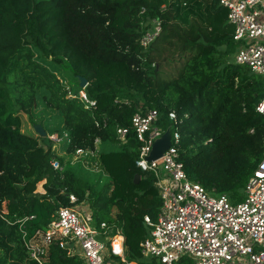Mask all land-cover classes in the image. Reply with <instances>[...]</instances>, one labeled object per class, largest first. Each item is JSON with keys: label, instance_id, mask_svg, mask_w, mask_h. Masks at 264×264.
I'll return each mask as SVG.
<instances>
[{"label": "trees", "instance_id": "obj_1", "mask_svg": "<svg viewBox=\"0 0 264 264\" xmlns=\"http://www.w3.org/2000/svg\"><path fill=\"white\" fill-rule=\"evenodd\" d=\"M154 19L162 30L144 49ZM233 35L219 0H0V264H38L26 240L46 230L59 207L84 202L102 238L122 231L128 261L158 264L141 246L150 235L145 216L156 220L162 205L156 178L136 164L135 132L127 143L117 138L119 126L148 109L160 112L166 129L169 112L182 120L180 155L192 180L242 201L264 153V116L256 110L264 77L230 59L239 47ZM79 77L88 80L90 109L68 98L62 84L78 92ZM24 114L47 136L25 131ZM65 132L70 153L100 139L97 161L107 182L83 176L82 161L56 156L49 135ZM45 264L83 260L55 239Z\"/></svg>", "mask_w": 264, "mask_h": 264}, {"label": "built area", "instance_id": "obj_2", "mask_svg": "<svg viewBox=\"0 0 264 264\" xmlns=\"http://www.w3.org/2000/svg\"><path fill=\"white\" fill-rule=\"evenodd\" d=\"M219 1L228 9V22L234 26L233 38L239 43L235 62L264 77V0ZM151 24L141 38L144 49L149 48L162 30L161 21L154 19ZM62 84L68 98H78L87 109L95 105L85 88L76 92L67 81L62 80ZM262 108L264 97L256 106L264 116ZM169 118L173 125L166 129L160 112L148 109L135 113L131 126L117 128L120 143H127L130 131L135 132L140 142L136 164L155 176L162 199L157 219L145 216L150 235L141 245L144 256L153 257L158 264H177L183 257L192 259L193 264H264V153L246 184L245 198L234 203L228 194L210 192L188 176L180 155L182 120L175 111L169 112ZM168 129L171 130L169 148L162 157L150 160L155 142ZM51 139L70 142L67 132L53 134ZM100 143L96 139L95 148H77L73 157L86 165L99 166ZM52 165L63 169L57 158L52 160ZM69 197L71 202H77L74 193ZM78 206L59 207L48 228L37 230L26 240L31 259L45 264L50 245L59 239L66 244L79 243L83 264H106L109 255L120 258L121 264H138L126 259L125 236L121 230L107 231L100 237V231L88 224ZM105 227L102 223L101 228Z\"/></svg>", "mask_w": 264, "mask_h": 264}, {"label": "rangeland", "instance_id": "obj_3", "mask_svg": "<svg viewBox=\"0 0 264 264\" xmlns=\"http://www.w3.org/2000/svg\"><path fill=\"white\" fill-rule=\"evenodd\" d=\"M235 56L232 55L230 57V59L234 60L235 61ZM44 108L43 105H41L39 108H38V111H37V114L40 115L42 113V109ZM53 113H55V111H53ZM24 121H25V126H24V130L25 131H28V132H36L35 131V128H34V125L33 123L30 121L29 117L27 114H24ZM53 127H57L59 126V122L55 120L54 124L52 125ZM37 133V132H36ZM53 134H57V133H52L50 134V138L53 137ZM66 145L64 144V142H60V141H54V146H53V150L56 154V156H60L61 158L64 159L65 162H70V163H73L75 165H77V162H79L80 160H75V158L73 157V153H70V152H67L66 150ZM111 147V146H110ZM113 147L117 148L118 145H113ZM99 149L101 150V146L99 145ZM83 170L81 172V174L83 176H89L93 179H98L99 177H101L100 179H102L103 182H107L108 181V177L106 174L103 173V170H100L101 169V166H98L96 165L95 163H93L92 165H86L84 164L83 165ZM245 197V196H244ZM84 205V204H83ZM82 205V206H83ZM87 219V222L88 224L93 227V228H96L98 230L99 229V223L97 222V218L94 217V216H91V217H87L85 216ZM115 260H117V263L118 264H121L119 262V259L118 258H114Z\"/></svg>", "mask_w": 264, "mask_h": 264}, {"label": "water", "instance_id": "obj_4", "mask_svg": "<svg viewBox=\"0 0 264 264\" xmlns=\"http://www.w3.org/2000/svg\"><path fill=\"white\" fill-rule=\"evenodd\" d=\"M79 79H80V87L85 88L88 85V80L84 77H79ZM34 128H35V131L40 136H43V137L47 136L46 130L42 124H36ZM170 144H171V130L168 129L165 132V134L155 142L149 159L155 160V159L162 157L163 153L169 148ZM140 178H141L140 175H136L134 181L136 183H139Z\"/></svg>", "mask_w": 264, "mask_h": 264}, {"label": "crops", "instance_id": "obj_5", "mask_svg": "<svg viewBox=\"0 0 264 264\" xmlns=\"http://www.w3.org/2000/svg\"><path fill=\"white\" fill-rule=\"evenodd\" d=\"M78 210L80 211V213L83 216L91 217L92 214H93L92 213V209L90 207V204L88 202H84L82 204H79ZM100 237H102V236H100ZM70 247H71L72 252H74L75 254H78L79 255L80 245H79L78 242L71 243L70 244ZM114 258H118V257L110 256L109 255L106 264H118L117 263V260H115Z\"/></svg>", "mask_w": 264, "mask_h": 264}, {"label": "clouds", "instance_id": "obj_6", "mask_svg": "<svg viewBox=\"0 0 264 264\" xmlns=\"http://www.w3.org/2000/svg\"><path fill=\"white\" fill-rule=\"evenodd\" d=\"M261 110L264 111V108H262Z\"/></svg>", "mask_w": 264, "mask_h": 264}]
</instances>
